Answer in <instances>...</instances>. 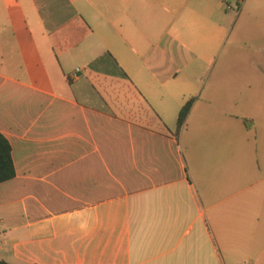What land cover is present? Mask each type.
Instances as JSON below:
<instances>
[{
    "label": "crops",
    "instance_id": "1",
    "mask_svg": "<svg viewBox=\"0 0 264 264\" xmlns=\"http://www.w3.org/2000/svg\"><path fill=\"white\" fill-rule=\"evenodd\" d=\"M229 1L0 0V260L264 264V0Z\"/></svg>",
    "mask_w": 264,
    "mask_h": 264
},
{
    "label": "trees",
    "instance_id": "2",
    "mask_svg": "<svg viewBox=\"0 0 264 264\" xmlns=\"http://www.w3.org/2000/svg\"><path fill=\"white\" fill-rule=\"evenodd\" d=\"M196 98L190 99L181 109L178 118L177 133L182 129ZM16 177L13 148L8 138L0 132V184ZM0 264H10L0 260Z\"/></svg>",
    "mask_w": 264,
    "mask_h": 264
},
{
    "label": "built area",
    "instance_id": "3",
    "mask_svg": "<svg viewBox=\"0 0 264 264\" xmlns=\"http://www.w3.org/2000/svg\"><path fill=\"white\" fill-rule=\"evenodd\" d=\"M222 2L225 4L227 10H234V7L229 3V0H222Z\"/></svg>",
    "mask_w": 264,
    "mask_h": 264
},
{
    "label": "rangeland",
    "instance_id": "4",
    "mask_svg": "<svg viewBox=\"0 0 264 264\" xmlns=\"http://www.w3.org/2000/svg\"><path fill=\"white\" fill-rule=\"evenodd\" d=\"M233 7H234V10H232V11H238V4H236V3H232V2H229ZM247 7V6H246ZM246 11V10H245ZM245 11H244V13H243V15L245 14ZM260 15L258 14V17H259ZM263 16V18H264V15H262Z\"/></svg>",
    "mask_w": 264,
    "mask_h": 264
}]
</instances>
